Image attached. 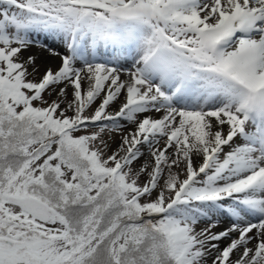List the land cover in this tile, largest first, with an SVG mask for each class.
Masks as SVG:
<instances>
[{
	"label": "snow or ice",
	"instance_id": "6c2138e0",
	"mask_svg": "<svg viewBox=\"0 0 264 264\" xmlns=\"http://www.w3.org/2000/svg\"><path fill=\"white\" fill-rule=\"evenodd\" d=\"M0 264H264V0H0Z\"/></svg>",
	"mask_w": 264,
	"mask_h": 264
}]
</instances>
